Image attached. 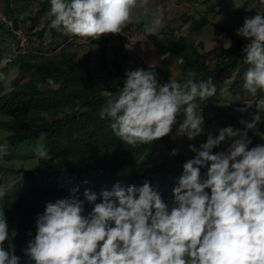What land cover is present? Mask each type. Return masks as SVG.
Wrapping results in <instances>:
<instances>
[{
  "label": "clouds",
  "instance_id": "obj_1",
  "mask_svg": "<svg viewBox=\"0 0 264 264\" xmlns=\"http://www.w3.org/2000/svg\"><path fill=\"white\" fill-rule=\"evenodd\" d=\"M146 5L147 0H50L47 15L53 29L98 40L140 23L136 10ZM153 15L144 28L147 35L164 26L162 10ZM235 34L248 41L242 47L248 65L242 87L256 96L264 92V12L246 16ZM124 76L123 86L117 83L115 95L99 112L122 142L151 144L172 135L174 127L175 137L189 141L205 134L196 100L216 94L211 78L197 81L196 73L189 71L181 86L174 79L162 83L156 72L139 67ZM254 106L251 122L240 119L242 128L219 127L215 134L207 132L198 147L188 145L194 155L183 162L167 200L147 179L141 185L117 180L110 189L100 190L99 199L89 188L81 199L79 186L73 187L68 196L46 201L44 211L36 214L35 235L29 231L23 257L13 243L19 233L9 230L5 209L0 208V264H264V144L249 147L248 135L261 121L264 98ZM252 107L244 104L235 111L246 113ZM223 143L226 148L213 151ZM6 151L5 141L0 154ZM178 152L173 148L169 155ZM37 155L48 158L46 150ZM6 195L0 188V200Z\"/></svg>",
  "mask_w": 264,
  "mask_h": 264
},
{
  "label": "trees",
  "instance_id": "obj_2",
  "mask_svg": "<svg viewBox=\"0 0 264 264\" xmlns=\"http://www.w3.org/2000/svg\"><path fill=\"white\" fill-rule=\"evenodd\" d=\"M39 2L40 5L34 15L43 13L51 35L63 36L67 39L68 37L63 35L62 28L50 27L47 15L49 6L46 0ZM246 8L250 7L247 5V0H243L241 24L246 16H251V10L245 11ZM4 11L7 13L11 11L8 0L5 2ZM208 23L207 15L202 14L197 18H192L188 28L190 32H198ZM213 25L226 33L232 45L230 47L215 45L211 48L210 53L216 57L212 67H208L205 55L199 49L203 46L202 41L195 43L190 36L179 35L176 36L179 46H167L157 34H146V38L160 54L171 52L176 58L181 59L183 62L181 77L186 82L189 78L187 76L189 71L196 73L193 79L197 81H207L211 78L214 83L226 70L238 68L234 84L231 86V91L236 93L235 85L248 67L242 52V47L248 41L237 36L235 31L228 26L220 23ZM114 37L119 40L117 51L120 57H113L109 62L105 59V47L101 44V38L91 39V42L99 45V68L115 79L116 85L112 89L116 92L117 83L120 87L123 86L125 72L122 64L128 54L124 46L125 36L119 34ZM18 61L17 75L31 72L34 76L24 81L16 80L10 90L0 94V114L9 117V119H0V125L10 131L8 135L0 137V145L6 141L8 150L21 141L41 138L44 144L43 149L48 153L47 159H41L38 156L37 162L29 168L22 166L5 168L7 171L20 174L27 185L26 193L29 198L23 193L24 196L7 194L0 200V208L5 209L9 230L15 228L19 233L13 241L16 254L23 257L21 249L26 247L27 241L31 238L28 233L31 231L34 237L36 231L35 216L39 213V208L36 203H33L35 200L49 201L66 197L70 194V189L76 186L80 188L81 199H84L85 188L96 192L99 199L102 188L110 189L117 180L125 182L124 178L138 181L144 175H147V180L152 184L162 183L163 178L174 169L173 163L179 162L182 165L185 159L179 151L176 156L169 155L160 164L151 165L144 172H134L122 177L121 171L143 154L149 144L130 146L122 142L113 133L110 127L111 121L100 117V108L109 97L93 89L95 78L91 72L89 51L76 57L74 49L71 48V42L67 41L60 47L55 57L31 61L27 54H20ZM138 67L153 72L168 73L159 66L147 65L144 62H140ZM2 71L3 69L0 68V72ZM49 82L59 87H39L40 84ZM262 97H264V92H258L255 103ZM42 113L54 118L38 121L36 116ZM261 132H264V119L260 121L256 133ZM160 140L165 143L169 153L173 148L178 149L175 140L170 135ZM1 169L3 166L0 163V171ZM202 171L205 172L206 169ZM84 181L88 183L85 184ZM174 186L175 180L163 189L164 193H172ZM28 199L33 202L30 203ZM86 210H90L87 204ZM8 246L9 242H5L4 247Z\"/></svg>",
  "mask_w": 264,
  "mask_h": 264
},
{
  "label": "rangeland",
  "instance_id": "obj_3",
  "mask_svg": "<svg viewBox=\"0 0 264 264\" xmlns=\"http://www.w3.org/2000/svg\"><path fill=\"white\" fill-rule=\"evenodd\" d=\"M39 1L8 0L11 11L7 13L4 11L6 0H0V68L3 69L2 73L4 74V78L0 79V94L10 90L16 80L24 81L34 76L31 72L17 75L18 55L27 54L31 61L45 60L46 58L57 56L60 47L70 41L76 57H80L88 51L90 53L91 72L95 78L93 89L108 97L115 95V91L112 89L116 85L115 79L111 78L105 70L99 68V45L92 43L91 38L82 39L66 33L63 29V35H66L67 39L63 36H52L45 22V15L43 13L34 15L40 5ZM46 3L50 6V0H46ZM247 5L251 8V16L255 15L256 12H264V4H261L260 0H247ZM157 8L163 12L164 26L157 33L160 40L167 46H179L180 44L176 41V36L179 35L190 36L195 43L202 41L203 46L199 49L205 55L208 67H212L216 57L210 53L211 48L215 45H223L225 47L232 45V41L226 33L218 30L213 24L220 23L235 31L241 25L243 0H147L146 7L136 10L137 14L141 16L140 23H130L125 27L122 34L125 36L124 46L128 54L122 64L123 71L138 68V64L144 62L147 65H156L167 70V74L156 72L160 82L163 83L174 79L181 86H184L186 81L181 77V68L183 66L181 59L176 58L171 52L160 54L146 38L145 25L152 22L154 19L153 13ZM202 14L207 15L209 23L198 32H190L188 26L192 18H197ZM114 36L108 34L100 37L101 44L105 47L104 56L107 62L113 57H120L117 51L119 40ZM241 38L245 40L243 37ZM229 41L231 42L230 46ZM5 59H10L11 62L5 65L3 63ZM246 69L235 85L236 93L231 91V86L234 84L238 68L226 70L221 77L215 80L214 84L217 92L213 97L207 100L197 98V110H202L205 118L204 135L189 141L187 137H175L174 127L173 134L170 136L175 140L185 161L194 155V153L189 151L188 145L195 144L198 147L200 143L206 140L207 132L215 134L217 128L228 125L242 128L243 125L239 123L240 119L251 122L253 115L257 112L254 106L256 96H252L242 87L243 74ZM39 87L58 88L59 85L49 82L48 84H40ZM244 104H253V107L249 108L246 113L235 111L236 108ZM260 115L261 120L264 119V111H261ZM53 118L45 113L36 116L38 121L51 120ZM180 118L182 119V116ZM0 119H9V117L0 114ZM259 126L260 122H258L255 129L248 132L249 137L252 139V145L249 147L264 144V132L256 133ZM9 133V130L0 125V137ZM226 147L227 143H223L213 151H220ZM43 148V140L35 138L21 141L14 147L9 148L6 154H0V163L3 166L0 171V188L6 189L7 194H24L29 198L26 193L27 185L25 179H22L20 174L7 171L5 168H19L21 166L29 168L33 166L37 162V152L44 150ZM168 156L169 151L164 142L158 140L156 143H151L143 154L139 155L131 165L121 171L122 177L131 175L134 172H144L151 165L160 164ZM173 165L174 169L169 171L163 178L162 183L154 182L152 184L159 188L166 200L172 196V193H164L163 189L170 186L182 170V165L179 162L173 163ZM124 179L127 184L141 185L148 178L147 175H144L138 181L130 180V178ZM28 201L30 203L33 202L30 199ZM45 202L38 199L33 202L38 205L39 213L44 211Z\"/></svg>",
  "mask_w": 264,
  "mask_h": 264
}]
</instances>
